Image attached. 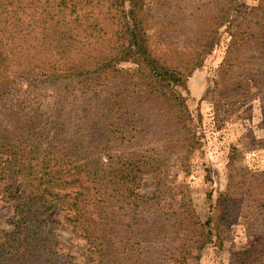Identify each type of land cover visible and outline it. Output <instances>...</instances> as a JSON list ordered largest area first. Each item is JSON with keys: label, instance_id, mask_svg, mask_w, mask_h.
<instances>
[{"label": "trees", "instance_id": "obj_1", "mask_svg": "<svg viewBox=\"0 0 264 264\" xmlns=\"http://www.w3.org/2000/svg\"><path fill=\"white\" fill-rule=\"evenodd\" d=\"M170 1L0 0V201L14 208L0 229V264H78L63 250L55 209L88 245L90 263L188 264L193 250L212 241L214 215L190 223L201 229L196 239L179 238L186 232L179 214L164 213L139 187L173 154L184 165L199 144L176 88L201 67L242 4L211 0L216 9L197 49L170 63L172 53L154 49L151 34ZM240 16L221 73L242 44L253 48L248 65L264 66V0ZM233 258L264 264L263 239Z\"/></svg>", "mask_w": 264, "mask_h": 264}, {"label": "rangeland", "instance_id": "obj_2", "mask_svg": "<svg viewBox=\"0 0 264 264\" xmlns=\"http://www.w3.org/2000/svg\"><path fill=\"white\" fill-rule=\"evenodd\" d=\"M258 2L240 0L241 14L232 12L233 23L237 24L240 15ZM215 9L211 0H171L162 13L167 18L153 21L152 47L172 53L168 56L170 63H176L178 53L187 59L204 38L203 22ZM152 15H157L155 10ZM227 25L219 29L216 44L201 67L193 71L184 86L176 88L186 100L199 144L184 165L175 162L173 154L161 170L144 174L139 187L141 195L156 198L164 213L179 214L178 223L186 230L179 238L196 239L201 229L197 225V230L190 228V223L197 220L202 225L214 215L212 241L199 252L193 250L194 257H187L188 264H240L233 258L236 252L258 238L264 243V195L259 194V185L264 184V66H249L253 48L242 44L239 57L220 72L233 30V25ZM117 67L144 73L141 66L131 63ZM250 74L263 82L261 90ZM227 189L229 195L220 196ZM13 210L12 201H0V229L9 227ZM50 217L59 221L57 233L63 250L78 264H95L87 259L90 250L86 242L65 225L63 212L55 209Z\"/></svg>", "mask_w": 264, "mask_h": 264}]
</instances>
